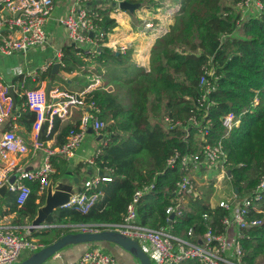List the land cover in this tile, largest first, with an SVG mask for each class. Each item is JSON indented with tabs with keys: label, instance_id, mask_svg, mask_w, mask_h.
<instances>
[{
	"label": "trees",
	"instance_id": "16d2710c",
	"mask_svg": "<svg viewBox=\"0 0 264 264\" xmlns=\"http://www.w3.org/2000/svg\"><path fill=\"white\" fill-rule=\"evenodd\" d=\"M111 1L92 4L89 11L95 13L93 20L104 33L98 48L87 54L84 47L69 44L62 48L61 56V70L80 73L84 86L89 84L88 78L98 74L104 86L110 83L114 87L111 91L94 88L85 95L86 101H94L99 109L97 117L104 123L99 131V153L92 165L106 172L110 180L87 192L98 195L86 212L61 207L46 221L121 222L134 191L150 184L152 188L137 204L141 224L167 228L176 235L191 229L193 238L208 228L223 233L221 221L228 211L213 198L214 180L199 185L194 182L196 196H177V181L191 170H182L178 161L170 167L167 159L174 150L201 156L202 146L221 143L226 154L222 166L233 194L230 197L238 199L251 197L264 177V0H259L261 8L255 6L254 13L248 8L245 16L235 10L244 0H125L153 12L172 8V22L150 49L148 69L132 60L131 48L119 52L104 45L117 25L110 16ZM205 69L217 79L214 90L203 100L205 88L200 77ZM49 71L42 74L43 79ZM228 113L239 116V123L226 134L222 119ZM165 117L181 125L169 126L163 121ZM79 121L63 124L54 116L48 137L56 134L55 144L61 145ZM51 163L58 166L65 160L53 156ZM27 184L31 192L21 207L28 208L32 219L45 194L38 195L37 181ZM260 194L245 218L261 223L242 229L239 237L244 264H255L257 257L264 256V190ZM176 204L182 212L170 218L165 210ZM68 232L58 228L34 235L47 245ZM185 264L200 263L189 260Z\"/></svg>",
	"mask_w": 264,
	"mask_h": 264
},
{
	"label": "built area",
	"instance_id": "2783aa9c",
	"mask_svg": "<svg viewBox=\"0 0 264 264\" xmlns=\"http://www.w3.org/2000/svg\"><path fill=\"white\" fill-rule=\"evenodd\" d=\"M99 1L75 0L67 15L61 20L67 31L68 39L72 43L79 46L84 44L89 46L85 51L87 54L97 49L104 37L103 31L98 29L93 20L92 15L95 13L93 11L89 12L92 10L91 5H96ZM250 5H255L257 8L262 7L259 0H244L238 3L237 8L242 11ZM53 7L54 0H3L0 6V51L11 55L17 52H26L30 48L42 47L47 42L45 24L52 13ZM5 31L9 35H5ZM116 51L125 52L126 46H120ZM61 56L62 54L59 52L58 57ZM57 62L62 64L61 60ZM44 69H47L46 66ZM216 79L217 76H214L212 71L204 70V74L200 77V84L205 88V93L202 95L203 100L206 99L211 90H214ZM49 93L59 95L62 102L48 101L45 90L41 88L23 90L25 106L33 114L31 130L34 134L35 144L37 132L46 121L50 122L54 116L63 117L67 113L68 107L79 108L83 113L78 127L69 130L64 143L46 149L44 161L40 168L24 170L19 166L15 167L18 183L12 188L17 190L16 205L19 207L26 202L31 192V188L26 182L37 181L40 185V191L48 185L49 175L54 172L51 156L70 158L83 141L89 126L96 134H99L104 125L97 117L99 109L94 101H86L85 99L88 92L69 93L55 89ZM11 106L7 87L0 82V158L5 160L8 159L10 153L24 154L28 151L26 143L20 136L11 130H2V123L4 118L10 115ZM189 120L197 125L195 118L191 117ZM164 122L169 126L181 125L180 121L171 122L167 117L164 118ZM238 123L239 116L234 113H228L222 119L226 134L231 132ZM98 153L99 149L96 151L95 156ZM225 155L221 143L213 146H202L201 156L197 154L181 155L178 150H174L173 155L167 159V165L172 167L178 161L182 170L189 171L191 168L195 169L200 166L211 167L218 162L222 164ZM93 163L94 158L88 160V164ZM10 164L15 166L13 162H10ZM223 173L225 175V171ZM109 180L110 177L107 175H95L85 180L83 190L73 195L65 207H72L81 212H86L98 195L97 192L91 194L87 192L97 188L100 182ZM151 188L152 185L146 184L134 191L121 222L75 223L70 227H73L74 231L77 232L117 231L136 240L143 252L148 255L152 264H185L189 260H195L200 264H244L242 262L244 252L239 237L242 235V229L261 223L259 219L247 220L245 217L249 207L261 198L260 193L264 190V177L256 186L251 197L243 199L234 197L232 201L219 202V205L228 211V214L221 221L225 230L223 233L216 234L211 228H208L198 238H193L191 229L186 234L176 235L167 228L156 229L140 223L137 204L143 194ZM174 194L177 196H196L195 183L189 173L184 174L177 181ZM179 200H181V197ZM165 212L172 215L180 214L182 210L181 206L176 204L168 206ZM234 225L238 229V234L236 238H230L226 232ZM43 246V241L20 234V228L17 226L3 224L0 215V264H16L23 252L31 254ZM63 264H117V262L112 255L103 252L99 248L91 247L85 250L78 260L64 262Z\"/></svg>",
	"mask_w": 264,
	"mask_h": 264
},
{
	"label": "crops",
	"instance_id": "0c3cea01",
	"mask_svg": "<svg viewBox=\"0 0 264 264\" xmlns=\"http://www.w3.org/2000/svg\"><path fill=\"white\" fill-rule=\"evenodd\" d=\"M2 1L3 0H0V6ZM119 1L121 0L111 1V6L113 7V9L110 13V16L116 20L117 25L112 30V32L109 33L108 41L104 43V45L113 51H116L120 46L131 48L132 60L137 65L148 69L150 49L155 39L167 30L168 25L172 22V15L170 14V19L167 22H164V17L157 16V11L163 13L159 8H157V11L153 12L138 3L139 6L136 9H141L136 12H134L136 9L133 12H130L127 10H121L118 7ZM74 2L75 0H54L52 13L45 24L47 42L42 47L30 48L26 52H17L11 55L4 54L0 51V82H2V84L7 87V92L11 99L12 105L10 115L4 118V121L2 123V130L13 131L24 140L28 147V151L24 154L10 153L7 160L0 158V189L4 188L0 192L1 222L5 225L17 226L18 228H20V234L28 235L29 237L37 240H40V238L36 237L34 233L42 230L49 231L52 229L65 228L70 232L77 231H74L73 227H70L75 223L69 219L61 221V223L52 224L46 221L41 226L32 229L31 222L36 217L37 210L35 216L30 219L27 215L28 208H24L21 206L19 207L16 205L17 190L12 188V186H15L18 183L16 173L17 171L15 170V167L19 166L24 170L38 169L43 164L46 149L58 146L55 144L56 134H54L51 138L48 137L52 125V120L50 122L46 121L41 129L37 132L35 144L34 134L31 130L33 114L25 106L23 90L41 88L46 91L48 84H51L50 92L57 89L59 91L69 93H81L84 91L89 92L92 89L99 87H103L108 91H111L114 88L110 83L104 86V82L98 74H93L90 79L88 78L89 84L84 86L83 82H80V73H78L77 71H73L70 73L64 72L61 70L62 64L57 62L58 60H61V57H58V53L61 52L62 54V48L64 46L72 44V42L68 39L67 31L62 25L61 20L67 15L71 5L74 4ZM113 2H116L114 6L112 5ZM166 10H170L172 12V8L165 9V12ZM146 19H151L152 24L154 25L152 26V24L150 23V27H152V29H146V33H140L141 31H143V28L137 21H141L142 23H149V21H146ZM159 30H161L160 33L156 34ZM4 33L5 35H9L7 31H5ZM81 46L85 49L89 47L87 44ZM55 63H59L60 66L56 71H52V66ZM45 66L47 69L50 68V71L49 76L46 77V79H43L42 74L47 70L44 69ZM104 70L102 69V71ZM61 82L67 85V87H64ZM48 101L62 102V99L57 94L49 93ZM80 110L81 109L76 107H68L67 113L63 117H59L61 123H75L80 120V117L83 113V111L80 112ZM98 135L99 134H96L94 131L92 133L87 131L84 137V139H87V144L84 147H82V145L80 144L79 147L75 150L73 156L68 159L62 157L65 160V163H59L58 166L52 165L54 172L50 173L48 184L52 182L53 187L62 185L70 186L72 192L70 196L71 198L73 195L83 190L85 180L89 179L90 177H93L95 175L108 176L106 172L102 171L101 174H99L100 171L96 167H94L92 164H88V160L94 158V152L99 147L98 145L93 148L95 141H98ZM100 140H102V138ZM52 157L53 156H51V158ZM10 162H13L15 166H12ZM56 163L57 161H55V164ZM79 164H82V166L77 169V166ZM212 167L213 166H200L195 169L191 168L189 176L191 175L190 177L194 182L201 184L202 179L197 175V173L200 169L205 168L204 171L209 170V172H213L212 177H214V179H211L214 180L215 184H219L220 186L222 182H218L217 180H219L218 178L219 176H221V174H224L223 171H225V168L223 166H221V168L218 167L219 169H221V171H217L216 169V171L214 172L215 169ZM61 168L64 169L62 173L60 171ZM55 172L60 174L59 177L52 176V174ZM191 172H197L196 176H193ZM227 179L228 178L226 177V180ZM46 187L47 185L42 191L39 190L38 195L42 193L45 194ZM225 187L226 188L222 191V193L224 194V198L233 200V197H228L231 192V188L226 184ZM215 191L216 188L213 192V198L219 202L223 201L217 199ZM35 202L38 203L39 199L35 200ZM226 234L230 238H236L238 234L237 227L235 225L230 227L229 229H227ZM91 245L92 244L85 243L68 245L42 264H63L64 262L76 261L85 250L93 247ZM115 247L116 248L112 251V254L114 255L113 257L115 258L117 264H139L138 260L134 258L129 252L117 245ZM29 255L30 254H28L27 252H23L20 256V260L28 257ZM255 264H264V256L257 257L255 260Z\"/></svg>",
	"mask_w": 264,
	"mask_h": 264
},
{
	"label": "water",
	"instance_id": "95a60500",
	"mask_svg": "<svg viewBox=\"0 0 264 264\" xmlns=\"http://www.w3.org/2000/svg\"><path fill=\"white\" fill-rule=\"evenodd\" d=\"M116 2H113L114 6ZM139 6L138 3H130L125 0L118 2V7L121 10H127L133 12ZM9 14L8 12H6ZM74 44V43H72ZM60 64L55 63L52 66V71H56L59 68ZM51 89V84L47 85L45 91L46 98L49 99V92ZM87 131L92 133L93 130L89 126ZM102 135L99 134L97 139L100 140ZM229 172V171H228ZM101 174V171L99 172ZM4 188L0 189V192ZM71 188L68 185L56 186L53 187L52 182H50L46 187V192L44 195V203L37 209V214L34 220L31 222L32 229L41 226L46 222L48 216L58 208L65 207L68 203L71 196ZM173 217V214L170 215V218ZM107 241L114 243L115 245L121 247L122 249L129 252L134 258L138 260L139 264H152L150 258L146 253L143 252L138 242L134 239H131L127 236L120 234L114 230H102L100 232H68L62 234L59 238L53 242L44 245L39 250L31 253L28 257L18 261L16 264H42L50 257L54 256L61 249L65 248L68 245L75 244H91L94 242Z\"/></svg>",
	"mask_w": 264,
	"mask_h": 264
},
{
	"label": "rangeland",
	"instance_id": "374dc122",
	"mask_svg": "<svg viewBox=\"0 0 264 264\" xmlns=\"http://www.w3.org/2000/svg\"><path fill=\"white\" fill-rule=\"evenodd\" d=\"M252 6V7H251ZM248 8H250L251 10L250 11H257V9L255 8V5H250L249 7H247V8H245V9H243L241 12H242V14L245 16L246 14H247V10H248ZM139 9H141V8H138V9H136L134 12H136V11H138ZM235 10H240V9H235ZM249 11V12H250ZM158 13H157V16H159V17H164L163 18V20H164V22H167L169 19H170V14H171V11L170 10H166V12L165 11H162L163 13H160L159 11H157ZM135 16V15H134ZM169 17V18H168ZM143 19H145V18H143ZM146 21H149V23H146V22H144V23H142L141 21H137L139 24H140V26H142V28H143V31H141L140 33H146L145 32V30L146 29H152V27H150V25L152 24V20L151 19H146ZM151 23V24H150ZM154 24H152V26H153ZM160 31L161 30H159V31H157V33L156 34H159L160 33ZM127 48V47H126ZM62 83V82H61ZM63 84V86L64 87H67V85H65L64 83H62ZM88 137V136H87ZM101 143V140H98V141H95V143H94V145H93V148H95L96 146H98L99 144ZM87 144V139L85 138L83 141H82V143H81V145H82V147H84L85 145ZM98 150V148L95 150V152H94V155H95V153H96V151ZM221 166H222V164L220 163V162H218L217 164H215L212 168H214L215 170H214V172L216 171V169H217V171H221V169H219V168H221ZM219 167V168H218ZM195 171V170H194ZM197 173V172H196ZM196 173L195 172H191V174H193V176H196ZM212 174H213V172H209V170H203L202 171V169L201 170H199L198 171V173H197V175L198 176H200L201 177V179L203 180V182L202 183H204V182H206V181H212V179L211 178H213L214 179V177H212ZM191 176V175H190ZM192 176V177H193ZM216 179V178H215ZM219 180H217L218 182H222V184H220V186H219V184H215V183H212V185H214L213 186V188H214V190H215V188H216V196H217V199L218 200H223V201H225V202H227V201H232V200H228V199H225L224 198V194L222 193V191H223V189H225L226 187H225V184L226 185H228V186H230L229 184H228V181L226 180V178H225V175L224 174H221V176H219V178H218ZM197 185H199V183H197ZM220 191V192H219ZM232 193L230 192V194H229V196L228 197H230V195H231ZM226 196V195H225ZM232 196H233V194H232ZM66 226V225H65ZM67 228V227H66ZM92 245L91 246H93V247H95V248H99V249H101L103 252H105V253H107V254H109V255H112V256H114L113 254H112V251L113 250H115V244H113V243H111V242H107V241H100V242H94V243H91ZM19 261V260H18ZM18 261H16V263L18 262Z\"/></svg>",
	"mask_w": 264,
	"mask_h": 264
}]
</instances>
